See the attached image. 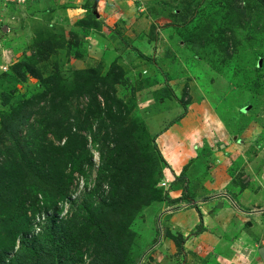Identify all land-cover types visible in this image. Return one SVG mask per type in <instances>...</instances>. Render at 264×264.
Wrapping results in <instances>:
<instances>
[{"label": "rangeland", "instance_id": "obj_1", "mask_svg": "<svg viewBox=\"0 0 264 264\" xmlns=\"http://www.w3.org/2000/svg\"><path fill=\"white\" fill-rule=\"evenodd\" d=\"M22 107L26 123L14 139L27 153L53 141L44 135L49 125L78 127L85 139V152L73 157L83 175H74L58 202L30 215L41 232L52 221L75 225L64 241L68 255H56L54 264H102L100 254L110 246L118 264H264L255 253L242 257L244 248L230 262L224 256L230 243H218L240 228L254 251L264 244V0L0 4V117ZM181 116L201 130L187 176L197 181L219 168L220 180L202 181L217 183V191L202 193L185 176L173 182L165 171L171 144L159 155L154 138ZM9 144L0 140L2 150ZM215 192L213 199L227 197L223 208L208 207L210 215L192 208L195 232L201 226L200 235H208L191 231L187 237L198 239L199 252L183 254L186 240L179 251L182 233L170 218L192 207L184 197L207 202ZM78 207L84 211L77 214ZM242 210L252 212L243 225ZM259 211L260 220L252 217ZM211 221L223 238L208 232ZM111 225L121 231L118 239L108 235ZM210 236L219 239L211 243ZM43 245L37 238L35 246Z\"/></svg>", "mask_w": 264, "mask_h": 264}, {"label": "trees", "instance_id": "obj_2", "mask_svg": "<svg viewBox=\"0 0 264 264\" xmlns=\"http://www.w3.org/2000/svg\"><path fill=\"white\" fill-rule=\"evenodd\" d=\"M23 109H11L0 117V140L6 139L10 143L5 150L0 147V264H54L52 259L56 255L57 260L68 255V246L64 241L68 242L73 237L75 225L68 220H61L56 224L52 221L37 237L26 240L32 233L30 215L34 216L39 212L43 204L46 210L58 202L59 198L67 195L74 175H83L82 165L74 161L73 157L75 153L81 155L85 152V139L77 134V130H80L78 127L75 130L70 126L49 125L44 135L50 134L53 141L27 153L14 139L19 128L26 123V119L18 114ZM182 118L183 116L179 119ZM55 142L62 146L56 147ZM155 148L157 149L156 145ZM101 176L98 173L97 178ZM182 177L183 174L179 176ZM149 200L141 203L139 200L134 209H139ZM82 211L83 207H78L76 213ZM89 220L96 225L92 218ZM106 231L113 239H118L121 232L112 225ZM202 232L200 226L193 235L198 236ZM37 238L43 239L42 247L35 246ZM178 242V249L181 251L183 238L179 237ZM62 243L64 249L59 251L58 247ZM111 248L106 247L100 254L102 264H118L115 258L117 251Z\"/></svg>", "mask_w": 264, "mask_h": 264}, {"label": "crops", "instance_id": "obj_3", "mask_svg": "<svg viewBox=\"0 0 264 264\" xmlns=\"http://www.w3.org/2000/svg\"><path fill=\"white\" fill-rule=\"evenodd\" d=\"M191 123H192V121H191V118L189 119V116L182 118L177 123H173L172 125L168 126L165 130H163L164 134L161 135L160 137H157V139L154 140V144L156 145L160 155L162 154L161 152L164 149L166 150L165 145L171 144L169 146V148L170 147L171 148L166 150L167 152L164 153L165 159L167 161V163H164V165H166V167H167L165 169V171L168 172V174H170V177L172 178L173 182H174V180H177V181L178 180L181 181L182 179L185 180V178H182V179L179 178V174L182 172L183 177L185 176L186 180L191 181L197 187L196 190H199L200 192L205 193V194H209V193L213 192V190L217 191V189H216L218 187L217 183L215 185L212 184V186H211V185H209V182H207V184H206L205 182H202V181L203 180L211 181V179H214V178L217 180H220L216 174L217 172H219V168L216 170L212 169L213 171L211 170L209 172V174L203 173V175H201L197 179V181L193 180V178H192L193 175H195V174L187 176L188 172L190 171V169H188L189 165L194 164L191 162L197 156V154H195L196 153L195 151H197L198 148L195 147V145H192L193 140L195 138H197L201 133V130L198 129L197 126L196 127L193 126L191 128V126H190ZM214 143H217V142L215 141ZM219 148L224 149V146L220 145ZM168 156L170 157L171 160L167 159ZM215 193H217V192H215ZM218 195H220V194L217 193V195L211 194L209 196H206L204 199L207 200V202H201L202 199H200L199 197H196L193 199L189 198V197H184L185 199H189V201L191 203L190 206H192V207H189V210H186V211L174 212V214L172 215V218H170L171 224L173 226L177 227V229L182 233L181 235H182V238L184 239V242L186 240L185 246H183L185 248V250L183 251V254H188L189 250L192 253H196V252H199V249H200V248H196V245H195V242L198 239L194 238V241H193V238L188 239V237H187L191 231L192 232L190 233V235L194 234L195 227L198 225V222H197V219L195 216V212L192 210V208H196L197 206L201 207V208L205 209L204 210L205 212L208 211L207 213L210 215V213L213 212V210L207 209L208 207L213 206V209H214V207L216 205L219 208H223V206H224L223 205L225 203L224 200L227 197L226 198L220 197L218 199H213L214 197H216ZM237 197L240 198L239 196H237ZM176 198L177 199L182 198V200L184 199L183 197H181V195H179ZM228 200H230V197H228ZM231 200H233V197L231 198ZM235 200L236 199L234 198V201ZM240 201L241 200H239V202ZM242 204L243 203H241V205ZM237 212L240 215L239 224L243 225V223L246 224L247 222H251V221H249L248 218L252 212H245L243 210L237 211ZM262 212L263 211H259L258 213H256L252 217H255V218L260 220V218L262 217V215H260V213H262ZM178 214H179V216H176ZM174 216H176V217H174ZM211 224H213L212 221H211ZM239 224H238V226H239ZM248 225H250V224H248ZM248 225H247L248 228L251 227ZM209 226H210V228H209L208 232L210 234H212L213 232H215V233L221 232L222 238L224 237V234H223L222 230L219 228V226H216L215 224L209 225ZM240 231H241V229L239 228V233H238L237 237H227V238L225 237L223 239H219L218 237L213 238L210 236L211 243H212V241H214V239L216 241L219 239L218 243H220L223 240L225 245L227 243H230V244H227L230 246L227 249L229 252H226L224 255L225 257L233 258L232 261H230V262H235L236 258H237L236 255H238V250H240L241 248H244L243 249L244 253L242 252V255H243L242 257H246V255H248V253H249L248 258H250L251 254L254 255V253H255L254 256L257 258V261L264 263V257L262 258V257H259V255H258L261 251L264 250V244L260 247V250L254 251L255 245L253 246V242L252 241L249 242L248 238L246 239V237H244L243 234H240L241 233ZM206 235H208V234L204 233V234L200 235L201 236L200 238H203ZM194 237H197V236H194ZM166 245H167V243H166ZM166 245H165V247H166ZM234 246H236V247L234 248ZM245 252H247V253H245ZM201 258L203 259L204 257L201 256Z\"/></svg>", "mask_w": 264, "mask_h": 264}, {"label": "clouds", "instance_id": "obj_4", "mask_svg": "<svg viewBox=\"0 0 264 264\" xmlns=\"http://www.w3.org/2000/svg\"><path fill=\"white\" fill-rule=\"evenodd\" d=\"M0 4H2V5H4L3 4V2H2V0L0 1ZM9 4V3H8ZM10 4H14V3H10ZM7 5V4H6ZM16 5V4H15ZM40 222H39V219L37 220V221H34V223L32 224V226H35L36 227V229H37V231H36V233H34V231H32V233H34L35 234V236H37V235H39V234H41L42 232H41V230L39 229V224ZM37 234V235H36ZM30 236V235H29Z\"/></svg>", "mask_w": 264, "mask_h": 264}, {"label": "built area", "instance_id": "obj_5", "mask_svg": "<svg viewBox=\"0 0 264 264\" xmlns=\"http://www.w3.org/2000/svg\"><path fill=\"white\" fill-rule=\"evenodd\" d=\"M16 1H18V0H2V2H3L4 5H6L8 3H15ZM161 186H164V185H161Z\"/></svg>", "mask_w": 264, "mask_h": 264}, {"label": "water", "instance_id": "obj_6", "mask_svg": "<svg viewBox=\"0 0 264 264\" xmlns=\"http://www.w3.org/2000/svg\"><path fill=\"white\" fill-rule=\"evenodd\" d=\"M248 226H250V225H248Z\"/></svg>", "mask_w": 264, "mask_h": 264}]
</instances>
